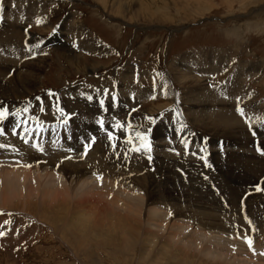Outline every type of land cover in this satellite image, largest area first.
Wrapping results in <instances>:
<instances>
[{
	"label": "rangeland",
	"instance_id": "374dc122",
	"mask_svg": "<svg viewBox=\"0 0 264 264\" xmlns=\"http://www.w3.org/2000/svg\"><path fill=\"white\" fill-rule=\"evenodd\" d=\"M99 1L101 2V0ZM99 1L13 0L12 2V0H0V11L4 9V12L0 13V38L3 39L11 36L17 39V37H14L16 29L14 33H9L5 27V21L6 19H19V14L11 13V17H5V13L13 10L14 7L21 6L19 4L25 5L26 2L41 4V9L36 12L33 22L30 23L29 19L24 21L25 24L23 23L24 26L20 31V37L22 36L20 39L22 40L17 39L16 42L12 44L8 43L5 47L0 46V63L9 65L10 67L14 61L16 62V66L9 68L7 74H0V87H2L0 91L6 94L8 92L7 99L9 102L14 103L16 101V104L24 107L25 110L22 118L12 123L11 126H16V124L23 126L30 135L35 134L34 141H49L54 135L59 138L61 134H70L69 138L74 140V143L69 144V146L63 145L62 147L51 149L49 151L50 154H54V156L55 154L68 155V157H60L64 160L72 159V161H75L74 153L77 150L79 152L84 150L85 153V149L87 148V159L92 160L91 158L99 156L101 161L106 163L107 166H114L115 170H113V173H110L123 180L122 184L132 191L129 192V195L133 194L131 198L141 202L142 210L140 216L142 219L139 218L141 221L143 220L142 222L148 221L143 225L144 231L151 234L155 233L154 235L158 232V241L155 243L152 241L154 243L153 247L151 245L153 243H150V241H143L144 244H141L142 248L140 246V248L138 246L130 247L126 250L128 252L125 249L123 250V247L116 246V244L124 245L126 241H116L117 243L113 241L116 244L114 243L110 246L105 245L104 241H91L92 244L95 243L96 245H92L90 242L89 247L92 245L90 249L93 247H97L98 249L93 248L90 251L82 243L85 241H79L80 244L78 241H72L69 233L59 225H54L55 228H58L55 231L53 226V229L49 226L52 224L39 222L35 218H32L33 216L25 214V212L23 213L22 210L11 211V207H2L0 203V232L4 233V236L0 237V264H94V261L96 264H152L150 260H144L145 262L141 259L139 260V251L141 250V253L144 256L146 255L147 259L154 252V257L152 254L151 260L156 257L155 264H167V257L176 255V251L180 249L177 247H182V244L185 243L187 236H190V234H195L197 236L196 239L199 236L197 241L202 242L201 244L208 243L206 244L207 246L198 247L199 250L196 248L197 252H195V247L188 250L192 253L194 250L193 254H200V252L203 254L202 256L192 255V261L194 259L196 261L199 257L198 262L193 261V263L195 262L194 264H201V260L210 262L208 264H238L237 261L240 260V263L246 264L247 262L244 263L243 259L245 261L247 259L248 262L251 261V264L264 263V260H262L264 259V226L261 225L264 223V211H262L264 208V155H261L257 151V145H259L257 143L259 141L255 139L252 133L255 132L254 128H257L261 123L263 126V136L260 138L264 140V0H168L167 3L159 6L158 13L152 19L147 20L142 16H138L137 19L140 20H137L136 24L126 19L123 21L121 17L109 14L107 12L108 8L102 5L103 0L102 4ZM106 1L112 3V0ZM117 1L125 4L126 0ZM163 2L164 0H161V4ZM10 4L13 5L10 6ZM38 4L35 5L38 7ZM7 5L9 6L8 8ZM136 5L139 4L136 3ZM27 8L25 17L30 13L29 6ZM130 8L134 7L131 5ZM129 12L124 13L125 18H129ZM76 27L81 29L80 34L83 31L85 33L83 34L84 36L87 35L89 39L97 40L100 44L102 43L106 51L98 55L82 50L78 43V38L81 36L76 32ZM59 34L60 36H58ZM83 35L82 38L84 37ZM202 51H207L208 55L211 51H216L217 53L223 52L228 56L227 66L224 67V75L214 73L216 75L207 77L206 74H203L202 76H205L203 77L204 79L197 76L203 80L202 86L208 88L209 91L212 89V91H218V89L219 91L230 90L229 94L234 95L237 90L233 84H236V82L231 83L230 87L224 85L228 84L227 78L231 79L233 77L235 66L237 64L243 65L244 61L246 63L247 61L261 63L259 69L261 75L258 77L252 76L243 81V84L250 90L251 97L243 98L241 101L239 97L228 96V98L238 99L241 104L237 100L234 103L233 101L226 102L228 105L227 110L233 107V114L241 121V129L238 130V132H241H239V140L244 139L241 143L238 140H233L237 143L234 147L230 144V140H228L229 143L226 142V136H221V138L216 136L217 138L215 137L216 139L212 141V136L204 133L200 134L199 132L195 133L187 121L190 120L191 123L195 122L193 124L197 126L199 117H204L210 112L215 113L217 110L214 109L215 111L213 112V104H209L202 109L193 110L192 113L187 112V106L182 94L186 89V85L177 82L176 78H173L170 74V68L172 69L175 62L177 64L181 59H184L183 65H186V67H188V61L190 62L189 65L195 66L194 55L198 59L200 58L199 60L205 59L201 55ZM40 55L44 60L42 63L45 66L37 73L36 78L38 77V82L29 88L28 92H17L15 90L16 86L13 85L14 82L12 83L10 78L16 70H22L24 60L25 62L37 61ZM184 55L188 57L183 58ZM196 72L197 69L194 68L193 73L195 74ZM121 77L123 81L120 80ZM136 87L140 89L142 94H139L137 91L135 92V89L137 90ZM159 88H163V90ZM158 90L162 92V95ZM253 93L255 94L253 95ZM74 95L83 96L88 99L84 101L86 104L81 102L77 107H70V109L62 113L60 111L62 100L67 97L72 99ZM153 97L157 98L151 101ZM219 97L224 99L225 96L222 98L220 95ZM237 106L243 110V115L237 112ZM216 108H219V106H216ZM0 110L3 111L4 109L0 107ZM70 110L71 112H69ZM4 111L7 113L4 118L10 117V111ZM84 115L86 116L84 117ZM159 123L162 127L161 130H163L158 135L153 134L155 124ZM118 124L126 125L130 130V134L128 133L123 141V153L118 157H114L109 156L108 151L119 137L114 133H110L108 128ZM9 127V124L4 129L0 126V133H5L4 135H0L6 136L9 134L7 131ZM180 130H182V133ZM109 135H111V139H109ZM210 137L212 138L210 139ZM259 146L264 148V142L261 141ZM48 150L44 148L42 149V153ZM229 152H235L236 156L246 155V157L242 156L240 161L244 165L248 163L246 166L249 165L248 167L252 168L254 173L256 172V175L253 173V178H250L251 182L247 186L238 187V184L231 183L227 179L224 180L226 174L224 167L228 165L230 167L233 165L232 167H234L237 163L235 161L233 163L224 162ZM146 153L154 155L160 160L170 161L166 158L168 157L171 159V162L179 161V165L175 166L174 171L171 172L167 168L165 172L167 174L165 175L172 179L177 189L174 191L175 194L172 195V203L174 205H166V208L164 204H168V201H170L165 199L164 196L166 194L163 195L161 192L160 196L156 195L158 191H156L157 185L154 182V175L159 168L155 163L147 160ZM237 153L239 154L237 155ZM85 154L82 156H85ZM82 156H78V159H81ZM52 159L54 160V157ZM250 159L254 161H250ZM60 163L62 162L59 161L55 166L58 168ZM123 166L125 169L122 168ZM127 170L130 172L128 171L127 173ZM115 172L117 175H115ZM32 173L31 175L36 177L37 173ZM106 173L108 174V170H106ZM131 174L133 178H130ZM234 174L237 176L238 173L235 172ZM60 175L61 173H57V175L55 173L52 176L55 178H52L55 186H61L59 188H63V186L72 188L74 186L70 184L72 178L68 177V175ZM102 178V175L93 178L92 182L90 181L89 183L90 187H93L95 184L94 187L98 188L104 184V186L109 185L113 192L120 191V193H126V191H122L121 186L113 185L108 179ZM135 178L137 182L132 183V180L135 182ZM95 180L98 181L95 182ZM102 182L104 183L102 184ZM2 183H0V187L2 185L0 193L4 186V183ZM180 184L181 187H179ZM136 185L140 187H136ZM102 186L98 189H101ZM258 188L260 189L259 191L257 190ZM141 192L145 193L144 195H147L148 199L141 197L143 195ZM134 195H138V197L134 198ZM143 198L147 201H144ZM147 203L149 204L147 205ZM144 204L146 205L145 208ZM177 204L178 206H176ZM118 207L117 211L120 209L119 213L121 211L122 213L125 212L126 207L124 210L119 204ZM156 207L159 208V211ZM155 209L158 213L154 211ZM198 209L204 212H200ZM193 212L194 214L192 215ZM142 213H145L144 216ZM160 214L161 216L163 214L164 217H161ZM149 215H156L157 220L162 218L164 220L161 222L163 225L157 223L158 221L155 223V221L149 218ZM208 220L214 222L223 220L227 224L226 226L231 227V231H212V229L210 231L207 229L205 230L206 232H200V224ZM191 221L193 224L189 225ZM172 223L174 224L172 225ZM179 223H182L181 226L184 223V226L178 227ZM157 224H159L161 229H156L158 227ZM36 225L38 228H36ZM258 225L259 227H257ZM174 226L178 227V229L181 228L178 230L180 235L177 240L172 239ZM167 228L172 232L168 231ZM257 228H261L262 231ZM167 235H170V238ZM167 242L171 243L170 249L165 248ZM209 243L211 244L210 246ZM77 244L78 247L81 246L80 248L83 249L78 248ZM102 244H104L105 248ZM127 244L125 243V246ZM184 246L185 244H183ZM116 247L122 249L120 250ZM171 247H173L172 249L175 247L177 249L175 248L172 251ZM213 247L219 248L215 249L218 252H215ZM157 248L158 250L156 251L155 249ZM95 249L96 251H93ZM145 249L146 253L150 251V255L145 253ZM150 249L153 250L152 253ZM165 249L167 250L165 253H167L160 255V252H163ZM94 252L96 255L93 254ZM207 253L211 257H208ZM164 256H166V262L163 260Z\"/></svg>",
	"mask_w": 264,
	"mask_h": 264
},
{
	"label": "bare ground",
	"instance_id": "6f19581e",
	"mask_svg": "<svg viewBox=\"0 0 264 264\" xmlns=\"http://www.w3.org/2000/svg\"><path fill=\"white\" fill-rule=\"evenodd\" d=\"M95 1V0H94ZM99 1V0H98ZM168 0H164L163 4H161V0H126L125 4H121L119 3L117 0H112V3L106 0H103V4H101L104 7H107L106 9L108 10L107 12L111 15H114L116 17H121V20H129L130 22L133 23H137V19L138 16H142L143 18H146L147 20L152 19L155 14L158 13L161 5H164L165 3H167ZM194 1V0H193ZM5 2V1H4ZM11 2V1H10ZM9 2V3H10ZM13 2V0H12ZM189 2V1H188ZM192 2V1H191ZM198 2V1H197ZM6 3V2H5ZM17 3V2H15ZM25 3V2H24ZM34 2H32L33 4ZM136 3H138L139 5H136ZM185 3V2H184ZM14 4V3H13ZM13 4H10L13 5ZM31 3H25V5L19 4L21 6L19 7H14L13 10L8 11L7 13H5V17L10 16L11 17V13L14 14H19V19H6L5 23V27L8 29L9 33H14L15 29L16 32L14 33V37H17L18 40H22L20 38H22V36L20 37L21 33V29L24 26V21H27V19H29V22L32 23L34 18H35V14L37 11H39L41 8V4L39 3H34V5H32ZM35 4H38L39 6L37 7ZM9 5V4H8ZM7 5V8L9 7ZM132 5V7L134 8H130V6ZM22 6H26V7H22ZM29 6V10L30 13L27 17H25V15L27 14L26 9H28L27 7ZM102 6V7H103ZM185 7V5H184ZM104 9V10H106ZM185 9V8H184ZM127 11L129 12V18H125L124 13H127ZM4 12V9L0 11ZM161 13V11H160ZM126 15V14H125ZM113 16V17H114ZM1 19V18H0ZM145 20V19H144ZM143 20V21H144ZM24 23V24H23ZM27 24V23H26ZM72 26H74L72 24ZM17 27V28H16ZM76 32L78 34H80L81 29H79V27H76ZM61 34V33H60ZM60 34L58 36H60ZM81 34H85L83 31L81 32ZM80 34V38L79 39V44H80V48L82 50H84L87 53H96V54H103L106 50L104 49V45L97 40L94 39H89L87 35H83L84 37L82 38V35ZM57 36V35H56ZM55 37V36H54ZM57 38V37H55ZM17 39H14L12 36L8 37V38H0V46L1 47H5L6 44H12L14 42L17 41ZM77 40V39H76ZM4 53V51H2ZM18 53V52H17ZM95 54V55H96ZM13 55V54H11ZM15 55V54H14ZM201 55L205 57L202 58L201 60L198 59V57L196 55L193 56L194 58V62L196 63L195 66L189 65V61L187 62V66L183 65V61L184 59H181L179 62H175L174 67L171 69L170 68V74L173 78H176L177 82H180L183 85H186V89L184 90V92L182 93L184 96V101L185 104L187 106V112L192 113L193 110L195 111L196 109H202L204 106H208L209 104H213V108L212 111L215 113H208L206 116H202L201 118H198V125L195 126L193 123L189 121L188 124L190 126H192L193 130L195 131V133L197 134V132H199L200 134H206L210 137V139L212 138V141L214 139H216L218 136L219 138H221V136H226L225 139L227 140L226 142H228V140H230V144L233 145V147L235 145H237L236 142H234L233 140H238L240 143L241 141L244 139H241V141L239 140V132L238 130H240L241 128V121L240 119L233 114L232 112V108L229 110H227L228 105L226 102H231L235 100H237L239 103L240 101L236 98H240L241 101L243 98L246 97H251V92L248 89V87H246L243 84V81H245L246 78L252 77V76H259L261 75V71H259L260 67H261V63H255V62H251V61H247V63L244 61L243 65H236L234 68V74L233 77L231 79L227 78V82L228 84H225L224 86H229L231 85V83L236 82V84L234 85V88L237 90L234 95H230L228 90H221L218 91H209L208 88H206L205 86H202V82L203 80H201L200 78H203L205 76H202L203 74H206L207 77H212L213 75H216L218 73H220L221 75L224 72V67L227 66L228 63V56L225 55V53L220 52L217 53L216 51H211L209 53V55L207 54V51H202ZM44 56V55H43ZM192 56V55H191ZM200 56V55H199ZM184 57H188V56H183ZM25 58V57H24ZM40 58V59H39ZM37 58L38 60H34L33 62L29 61V62H25V60L23 61L24 63L22 64V70L18 71L16 70L13 74V76L10 78L11 82L16 86L15 90L17 92H28L29 88H31L32 86H34L36 84L38 77L37 73L40 72L43 68V59L40 55V57ZM45 58V57H43ZM9 59V58H8ZM11 60V59H10ZM46 60V59H45ZM12 61V60H11ZM36 61V62H35ZM1 62V59H0ZM7 62V61H6ZM5 62V63H6ZM243 62V61H242ZM16 62L14 61L13 64L11 62V66L9 67V65L7 66L6 64L0 63V74L8 73V69L9 68H14L16 66L15 64ZM45 63V62H44ZM8 64V63H7ZM10 64V63H9ZM173 65V64H172ZM192 66V68H190ZM240 66V67H239ZM197 69V72L194 74L193 70ZM124 72V71H123ZM130 72V71H129ZM216 73V74H214ZM225 74V73H224ZM223 74V75H224ZM237 74V76H236ZM227 75V74H226ZM231 75V74H230ZM4 76V75H3ZM124 76V75H123ZM199 76V77H197ZM125 77V76H124ZM229 77V75H228ZM120 78V77H119ZM123 78L121 77L120 80H122ZM164 79V78H163ZM171 79V78H170ZM204 79V78H203ZM229 79V80H228ZM175 80V79H174ZM175 80V81H176ZM226 80V79H225ZM242 80V83H241ZM115 81V80H114ZM123 81V80H122ZM121 81V83H122ZM250 81V80H249ZM3 82V81H2ZM117 82V81H116ZM126 82V81H125ZM155 82V81H154ZM153 82V83H154ZM159 82V81H158ZM160 83V82H159ZM158 83V84H159ZM11 84V83H10ZM120 84V83H119ZM162 84V83H160ZM159 84V85H160ZM262 85V84H261ZM190 86V88H189ZM14 87V86H13ZM165 87V86H164ZM222 87V86H221ZM137 88V87H136ZM157 88V87H156ZM34 89V88H33ZM142 89V88H141ZM155 89V88H154ZM160 90H163V88H159ZM234 89V90H235ZM0 90H2V87H0ZM157 90V89H156ZM158 90V91H160ZM165 90V88H164ZM7 91V90H6ZM10 91V90H9ZM15 91V92H16ZM31 91V89H30ZM116 91V89H115ZM134 91V90H133ZM138 92L139 94H142L140 92V89L137 88V90L135 89V92ZM152 91V90H151ZM145 92V91H144ZM150 92V91H149ZM2 94V98H0V107L6 111H10L11 115L10 117L4 118L3 120H0V126H2L4 129L6 127V125L9 124V129L7 130L9 132V134H7L6 136H2L5 133L1 132L2 135H0V183L3 182L4 186H3V190L0 193V203L2 204V207H7V208H12L10 209L12 210H22L23 213L25 212V214L31 215L33 216L32 218H35L36 220H38L39 222H44L45 224L49 223L52 225H49L50 227H54V225H59L61 228H64L67 233H69L70 238L72 241H85L82 242L86 248L92 247V245H96L95 243L92 244L91 241H104L103 243H105V245H112L114 244L116 241H126L124 242V245L122 244H116L117 247H123V250L125 249V251L130 248V247H135V246H141V244L143 243V241H150V243H153L152 241H154V243L156 241H158L157 239V233L156 235L151 234V233H147L144 231V227L143 225L145 224L144 221L142 222L140 220V218L142 219L141 215V202H138L139 200H134L133 198H131V196L133 195H129V192L131 191L129 188H127L126 185L122 184L123 180L120 179L118 176H114L113 170H115L114 166L109 167L107 166L106 163H103L100 159L99 156H96L94 158H91L92 160L87 159V151L84 153V150L79 152L77 150V152L74 153V159L75 161L71 160H64L63 158H61L60 156H67L68 155H62V154H50L49 151L51 149L57 148V147H62L63 145H67L69 146V144H73L74 140L70 139V134L69 135H64L61 134L59 136V138H57L56 135H54L53 137H51V140L49 141H42V140H36L35 139V134L30 135L29 132H27L23 126H18V124H16V126H11L12 123H14L15 121H18L22 118L23 114H24V107L16 104L14 101V103L9 102V100L7 99V94L5 92H1ZM151 93V92H150ZM155 93V92H154ZM160 94L162 93L161 91L159 92ZM159 93L156 92V94L159 95ZM132 94V93H131ZM167 94V93H165ZM255 93H253L254 95ZM19 95V94H18ZM113 95V94H112ZM117 95V92H116ZM119 95V92H118ZM133 95V94H132ZM130 95V96H132ZM162 95V94H161ZM169 95V94H167ZM222 96V98L224 97V99H221L219 96ZM0 96V97H1ZM71 96V95H70ZM114 96V95H113ZM134 96V95H133ZM157 96V95H156ZM166 96V95H165ZM228 96H236V98L232 99V98H228ZM117 97V96H116ZM151 97V96H150ZM149 97V98H150ZM158 97V96H157ZM157 97H153L151 98V101H153L154 99H156ZM163 98V96H161ZM254 97V96H253ZM43 98V97H42ZM148 98V99H149ZM165 98V97H164ZM145 99V98H144ZM170 99V98H169ZM254 99V98H253ZM42 100V99H41ZM88 99L84 98L83 96H78V95H74V98L69 99L68 97L62 100L61 103V110L62 113L67 111L68 109H70V107H77L81 102L87 101ZM249 100V99H248ZM183 101V102H184ZM247 101V100H246ZM47 102V101H46ZM94 102V101H92ZM250 102V101H248ZM45 103V102H44ZM85 103V102H84ZM136 103V102H135ZM244 103V101H243ZM86 104V103H85ZM241 104V103H240ZM263 104V102H262ZM58 105V104H57ZM243 105V104H242ZM55 106V105H54ZM184 106V105H183ZM211 106V105H210ZM216 106H219V108H216ZM231 106V105H230ZM233 106V105H232ZM81 108V106H79ZM134 107V106H133ZM225 107V108H224ZM30 108V107H29ZM46 108V107H45ZM160 108V107H159ZM162 108V107H161ZM207 108V107H206ZM249 108V107H248ZM82 109V108H81ZM215 109V110H214ZM256 109V108H255ZM3 110V111H4ZM48 110V109H47ZM56 110V111H58ZM72 110V109H71ZM71 110L69 112H71ZM154 111V109H152ZM158 110V108H157ZM156 110V111H157ZM206 110V109H205ZM210 110V109H209ZM1 111V110H0ZM17 111V112H15ZM73 111V110H72ZM185 111V113H186ZM15 112V113H14ZM23 112V113H22ZM59 113V112H58ZM207 113V112H206ZM7 114V113H6ZM9 114V113H8ZM49 114V113H48ZM55 114V112H54ZM57 114V113H56ZM61 114V113H59ZM188 114V113H187ZM198 114V113H197ZM196 115V114H195ZM248 115V114H247ZM54 116V115H51ZM86 115H84L85 117ZM132 116V115H131ZM164 116V115H163ZM201 116V114H200ZM251 116V115H250ZM70 117V116H69ZM73 117V116H72ZM56 118V116H55ZM58 118V117H57ZM94 118V117H93ZM163 118V117H162ZM248 118V117H247ZM72 119V118H71ZM165 119V118H164ZM170 119V118H169ZM149 120V119H148ZM161 120V119H160ZM249 120V118H248ZM73 121V120H72ZM135 121V120H134ZM153 121V120H152ZM167 121V120H166ZM180 121V120H179ZM256 123V122H255ZM91 124V123H90ZM164 124V123H163ZM167 124V123H166ZM172 124V123H171ZM167 126V125H166ZM169 126V125H168ZM18 127V129H17ZM255 127V126H254ZM161 124H155L154 128H153V134H160V132L163 130H161ZM190 128V127H189ZM263 126L261 125V123L259 124V126L256 128H254L255 132H252L254 134L255 139H257V141H259L257 144H261V141L264 142V140L262 138H260L262 135V131H263ZM108 131L110 133H114L116 136H118L119 138L113 143V146L109 149V156H114V157H118L119 155H121L123 153V141L125 139V136L130 132L129 128H127L126 125L124 124H118L116 126H112L108 128ZM135 131V130H134ZM190 131V130H189ZM242 131V130H241ZM180 132L182 133V130H180ZM207 132V133H206ZM164 133V132H163ZM194 133V132H193ZM241 133V132H240ZM51 134V133H50ZM130 134V133H129ZM186 134V133H185ZM257 135V136H256ZM188 137V136H187ZM216 137V138H215ZM57 138V139H56ZM131 138V136H130ZM196 138V137H195ZM201 138V137H200ZM242 138V137H241ZM194 139V138H193ZM129 140V139H128ZM132 140V139H131ZM130 141V140H129ZM256 141V142H257ZM134 142V141H132ZM136 142V141H135ZM225 142V141H224ZM228 142V143H229ZM243 143V142H242ZM248 143V142H247ZM126 144V143H125ZM128 144V143H127ZM133 144V143H130ZM129 144V145H130ZM136 144V143H135ZM229 144V145H230ZM255 145V144H254ZM132 146V145H131ZM247 146V145H246ZM258 146V145H257ZM47 148L49 149L48 151L42 153V149ZM241 148V147H240ZM243 148V145H242ZM241 148V149H242ZM233 151V150H232ZM41 153V154H40ZM85 156H82L84 155ZM226 154V153H225ZM239 153H237L238 155ZM127 155V154H126ZM220 155V154H219ZM78 156H82L81 159H78ZM92 156V155H91ZM146 158L149 162L151 163H155V165L158 166L159 170H157V175H154L156 185H157V190L158 191L156 193V195L158 194V196H160L161 192L164 194H166L164 197L165 199H168L170 201H168V204H164L166 205H174L172 202V195L175 194V189L176 186L174 184V182H172V179L167 177L166 175V169L170 170L171 172L174 171L175 166L179 165V161H175V162H171V159L166 157L168 160H160L158 159L156 156L154 155H150L149 153H146ZM245 156L246 155H242ZM242 156H236L235 152H229L227 153L226 157H225V163L226 161L233 163L235 161L236 165L234 167H230L225 166L224 169L226 171L224 180H229L231 183H235L238 184L239 186H247L249 184V182H251L250 178H253V173L254 170L246 165H244L240 159H242ZM54 157V160L52 159ZM249 157V156H248ZM57 158V159H55ZM144 158V157H143ZM223 158V157H222ZM250 158V157H249ZM256 158V157H255ZM253 158V159H255ZM116 159V158H115ZM182 159V158H180ZM248 159V158H247ZM253 159H250V161H254ZM232 160V161H231ZM246 160V159H245ZM258 160V159H255ZM16 161V162H13ZM59 161H61L62 163H60L58 165V168L56 165V163H58ZM78 161V162H76ZM181 162V161H180ZM260 162V161H259ZM139 163V162H138ZM149 163V164H151ZM234 163V164H235ZM254 163V162H253ZM115 164V163H114ZM133 164V163H132ZM160 164V166H159ZM186 164V163H185ZM229 164V163H228ZM261 164V163H260ZM264 164V163H263ZM117 165V164H115ZM126 166V165H125ZM182 166V165H181ZM219 166V165H218ZM56 167V168H55ZM174 167V168H173ZM179 167V166H178ZM253 167V166H252ZM256 167V166H255ZM124 168V166L122 167ZM125 169V168H124ZM141 169V168H140ZM178 169V168H177ZM186 169V168H185ZM228 169V171H227ZM31 170H33V173H37L36 177H33L31 175ZM106 170H108V174L106 173ZM123 171V170H122ZM126 171V170H125ZM129 170H127L128 173ZM144 171V170H143ZM177 171V170H175ZM193 171V170H192ZM112 172V173H110ZM130 172V171H129ZM156 172V171H155ZM154 172V173H155ZM198 172V171H197ZM235 172H237V176H235ZM32 173V174H33ZM57 175V173H61V175L65 176L68 175V177L72 178V181H70V184H73L72 188H66L63 186V188H59L57 186L54 185L53 183V175ZM147 173V172H146ZM195 173V171H194ZM229 173V174H228ZM256 173V172H255ZM254 173V174H255ZM263 173V172H262ZM42 174V175H41ZM110 174H112V176H110ZM120 174H121V170H120ZM126 174V173H124ZM153 174V173H152ZM166 174V175H165ZM60 175V176H61ZM102 175V177L106 180L108 179L111 184L113 185H119V187H122V191H126L125 192H121L120 191H115L113 192L110 189V186H104V182H102L103 186L101 189H98L100 187H90L91 185H89L90 181L93 180V178H96V176ZM115 175H117V173L115 172ZM127 175V174H126ZM124 175V176H126ZM132 175V174H131ZM256 175V174H255ZM147 176V175H146ZM188 176V175H187ZM116 177V178H115ZM128 177V176H127ZM133 178V175L130 176V178ZM53 178V179H52ZM102 178V179H103ZM112 178V179H110ZM122 178V177H121ZM125 178V177H124ZM128 178V179H130ZM144 178V177H143ZM152 178V177H151ZM59 179V178H58ZM57 179V180H58ZM68 179V178H67ZM100 179V178H98ZM126 179V178H125ZM249 179V180H248ZM56 180V181H57ZM69 180V179H68ZM67 180V181H68ZM71 180V179H70ZM139 180V179H138ZM150 180V179H149ZM153 180V179H151ZM44 181H46L44 183ZM59 181V180H58ZM74 181V183H72ZM98 181V180H97ZM95 180V182H97ZM135 182L132 183H136V178L134 180ZM248 181V182H246ZM254 181V180H252ZM69 182V181H68ZM92 182V181H91ZM94 182V181H93ZM153 182V181H152ZM226 182V181H225ZM228 182V181H227ZM2 183V184H3ZM58 184V183H57ZM98 184V183H97ZM106 184V183H105ZM139 184V183H137ZM135 185V184H134ZM86 188H85V187ZM139 185H136V187ZM152 186V185H151ZM107 187V188H106ZM140 187V186H139ZM181 187V184L180 186ZM83 188V189H82ZM0 189H2V185L0 187ZM113 189V188H112ZM156 189V188H155ZM118 190H120L118 188ZM152 190V188H151ZM177 190V189H176ZM241 191V190H240ZM119 194H118V193ZM132 192V191H131ZM134 192V191H133ZM148 192V191H147ZM18 193V194H17ZM136 193V192H134ZM152 193V192H151ZM155 193V192H154ZM180 193V192H179ZM190 193V192H189ZM139 194V193H138ZM141 194H143L141 192ZM145 194V193H144ZM142 195L141 197H145L146 199H148L147 195ZM147 194V193H146ZM187 194V193H186ZM152 195V194H150ZM149 195V196H150ZM162 195V196H163ZM185 195V194H184ZM179 196V195H178ZM130 197V198H129ZM138 197V195H134V198ZM152 197V196H151ZM180 197V196H179ZM154 198V197H153ZM159 198V197H158ZM163 198V197H162ZM178 198V197H177ZM145 199V200H146ZM156 199V198H155ZM181 200V198H179ZM188 199V198H187ZM142 200V199H141ZM144 200V198H143ZM144 200V201H145ZM178 200V199H177ZM184 200V199H183ZM190 200V199H189ZM188 200V201H189ZM147 201V200H146ZM152 201V200H151ZM154 201V199H153ZM161 201V200H160ZM163 202V200H162ZM167 202V201H166ZM181 202V201H179ZM185 202V201H184ZM164 203V202H163ZM183 203V202H182ZM118 204L120 206H122L123 210L124 208L126 210H124L125 212L119 213V210L117 211ZM149 203H147L148 205ZM158 204V203H156ZM196 204V203H195ZM117 205V207H116ZM154 205V204H153ZM163 205V204H162ZM182 205V204H181ZM188 205V204H187ZM145 204H144V208H145ZM157 206V205H156ZM160 206V205H159ZM164 206V207H165ZM178 206V204L176 205ZM183 206V205H182ZM197 206V204H196ZM180 207V206H179ZM178 207V208H179ZM25 208V209H24ZM121 208V207H120ZM152 208V207H151ZM157 208V207H156ZM167 208V206H166ZM169 208V207H168ZM182 208V207H181ZM257 208V207H256ZM255 208V209H256ZM150 209V208H149ZM159 208H157L158 210ZM203 209V208H202ZM157 210L155 209L154 211L157 212ZM167 210V209H166ZM183 210V209H182ZM199 210V209H198ZM6 211H8L6 209ZM159 211V210H158ZM175 211V210H173ZM200 211V210H199ZM202 212H204L203 210H201ZM200 211V212H201ZM262 211H264V208L262 209ZM182 212V211H181ZM19 213V212H18ZM148 213V212H147ZM154 213V212H153ZM260 213V212H259ZM264 213V212H263ZM262 213V214H263ZM143 216L145 213H142ZM194 214V212L192 213V215ZM206 214V213H205ZM147 215V214H146ZM157 215V214H156ZM156 215H152L149 218L153 221H155V223H159L162 224L161 222H163L164 220L161 218H159L160 220H157V216ZM178 215V214H176ZM180 215V214H179ZM190 215V214H189ZM159 216V215H158ZM161 216V214H160ZM159 216V217H160ZM163 216V214H162ZM161 216V217H162ZM175 216V215H174ZM207 216V214H206ZM210 216V215H209ZM220 216V215H219ZM261 216V214H260ZM264 216V215H263ZM140 217V218H139ZM164 217V216H163ZM181 217V216H180ZM183 217V216H182ZM195 217V216H194ZM202 217V216H200ZM168 218V217H167ZM196 218V217H195ZM194 218V219H195ZM203 218V217H202ZM206 218V217H205ZM262 218V217H260ZM146 219V217H145ZM148 219V218H147ZM165 219V218H164ZM258 219V218H257ZM264 219V218H263ZM166 220V219H165ZM169 220V219H168ZM186 220V219H184ZM201 220V219H200ZM203 220V219H202ZM207 220V219H206ZM204 221V220H203ZM256 221V220H255ZM263 221V220H262ZM148 222V221H147ZM150 222V220H149ZM152 222V221H151ZM169 222V221H168ZM183 222V221H182ZM185 222V221H184ZM264 222V221H263ZM262 222V223H263ZM167 223V222H165ZM178 223V222H177ZM259 223V222H258ZM261 223V222H260ZM159 224L157 228L159 227ZM168 224V223H167ZM166 224V225H167ZM174 223H172L173 225ZM181 226L182 223H179ZM193 224L192 221L189 223ZM163 225V224H162ZM171 225V224H170ZM201 227H199L200 232H203L205 230H216V231H231V227L226 226L227 224L225 222L222 221H218V222H214V221H205L202 222ZM262 226H264V223L261 224ZM154 226V225H153ZM161 226V225H160ZM165 226V225H164ZM175 226H177L175 224ZM174 226V227H175ZM184 226V223L183 225ZM181 226V227H182ZM232 226V225H231ZM52 227V229H53ZM167 227V226H166ZM171 227V226H169ZM168 227V228H169ZM178 227H175L174 229V235L171 237L173 240L174 239H178L180 232L178 231ZM259 227V225L257 226ZM36 228L37 225H36ZM55 228V227H54ZM57 228V227H56ZM55 228V231H56ZM167 228V229H168ZM198 228V227H197ZM196 228V229H197ZM51 229V228H50ZM161 229V228H160ZM159 229V230H160ZM194 229V228H193ZM258 229V228H257ZM58 230V228H57ZM64 230V231H65ZM146 230V229H145ZM163 230V229H162ZM165 230V229H164ZM258 230L262 231L261 228H259ZM63 231V230H62ZM168 231H170L168 229ZM181 231V230H180ZM211 231V230H210ZM52 232V231H51ZM165 232V231H164ZM172 232V231H170ZM195 232V231H194ZM206 232V231H205ZM55 233V232H54ZM64 233V232H63ZM189 233V232H188ZM198 233V232H197ZM219 233V232H218ZM260 233V232H259ZM59 234V233H58ZM57 234V235H58ZM160 234V233H159ZM162 234V233H161ZM169 234V233H167ZM173 234V233H171ZM193 234V233H192ZM65 235V234H64ZM182 235V234H181ZM203 235V234H200ZM206 235V234H205ZM234 235V234H233ZM50 236V235H49ZM63 236V235H62ZM159 236V235H158ZM170 235H167V237H169ZM217 236V235H216ZM67 237V236H66ZM165 237V236H164ZM197 236H195V234L190 236L188 235L186 238L185 246L183 247H177L180 248L178 251H176V255L167 257V264H194L197 260H199L197 258V260L195 261V259L193 261H195L193 263L192 261V255L194 256H199V255H203L199 253H193L189 252L188 250L193 249H198V247L206 245V244H201L200 241L198 242L196 239ZM235 237V236H234ZM264 237V236H263ZM170 238V237H169ZM184 238V237H183ZM208 238V237H206ZM226 238V237H225ZM60 239V238H59ZM164 239V238H163ZM171 239V240H172ZM180 239V238H179ZM211 239V238H210ZM235 239V238H234ZM67 240V239H66ZM70 240V241H71ZM170 241V239H168ZM206 240V239H205ZM209 240V239H208ZM68 241V240H67ZM87 241V242H86ZM112 241V242H111ZM115 241V242H113ZM203 241V240H202ZM217 241V240H215ZM91 242V246L89 247ZM161 242V241H160ZM166 242V241H165ZM176 242V241H175ZM182 242V241H181ZM206 242V241H205ZM214 242V241H213ZM235 242V241H234ZM81 243V244H82ZM121 243V242H119ZM125 243L127 244L125 246ZM153 244L152 247H153ZM164 243V242H163ZM217 243V242H216ZM80 244V243H79ZM82 244V246H83ZM144 244V243H143ZM179 244V245H181ZM201 244V245H200ZM232 244V243H231ZM264 244V241H263ZM103 247L105 248L104 244H102ZM147 245V244H146ZM171 245V243L167 242L165 244V248L167 247L168 249L169 246ZM211 244L209 243V246ZM217 245V244H215ZM115 246V245H114ZM164 246V245H163ZM162 246V247H163ZM173 246V243H172ZM177 246V245H175ZM207 246V245H206ZM227 246V245H226ZM78 247V244H77ZM81 247V246H80ZM78 247V248H80ZM102 247V248H103ZM108 247V246H107ZM113 247V246H112ZM116 247V248H117ZM139 247V248H140ZM161 247V249H162ZM205 247V246H204ZM203 247V248H204ZM218 247V245H217ZM98 249L97 247H93ZM92 248V249H93ZM146 248V247H145ZM148 248V247H147ZM155 248V247H154ZM159 248V247H158ZM155 249L156 251L158 250ZM166 248V249H167ZM173 247H171L172 249ZM176 248V247H175ZM174 248V249H175ZM176 248V249H177ZM202 248V249H203ZM214 251L215 249H219V248H215L213 247ZM222 248V246H221ZM81 249V248H80ZM83 249V248H82ZM81 249V250H82ZM92 249H90V251H92ZM93 250V251H96ZM115 249V248H114ZM120 249V248H117ZM122 249V248H121ZM120 249V250H121ZM133 249V248H132ZM136 249V248H135ZM164 249V247H163ZM163 250V252H160V255L162 254H166L165 251L167 250ZM174 249H172V251H174ZM197 249L195 250V252H197ZM206 249V248H204ZM208 249H210V247H208ZM263 249V248H262ZM70 250V249H69ZM149 250V249H148ZM151 250V249H150ZM154 250V251H155ZM201 250V249H200ZM207 250V249H206ZM205 250V251H206ZM228 250V249H227ZM233 250V249H232ZM248 250V249H247ZM71 251V250H70ZM85 251V249H84ZM131 251V250H130ZM133 251V250H132ZM142 251V250H141ZM140 252V258L143 262L150 260L152 264H155V258L151 260V256L154 253L153 250H151V256L147 259V256L143 255ZM169 251V250H168ZM171 251V252H172ZM203 251V252H205ZM212 251V250H211ZM221 251V250H220ZM223 251V250H222ZM128 252V251H126ZM202 252V253H203ZM218 252V251H215ZM231 252V251H230ZM229 252V254H230ZM243 252V251H242ZM248 252V251H247ZM83 253V252H82ZM145 253H146V249H145ZM148 255H150V251H147ZM146 253V254H147ZM173 253V252H172ZM178 253V254H177ZM212 253V252H211ZM220 253V252H219ZM224 253V252H223ZM249 253V252H248ZM263 254V252H261ZM85 254V253H83ZM95 254V252L93 253ZM156 254V253H155ZM175 254V253H174ZM206 254V253H205ZM204 254V255H205ZM218 254V253H216ZM227 254V253H226ZM241 254V253H240ZM96 255V254H95ZM143 255V256H142ZM250 255V254H249ZM200 256V257H201ZM208 257H211L210 255H208ZM239 256V255H237ZM246 256V255H245ZM243 256V257H245ZM263 256V255H262ZM92 257V256H91ZM154 257V254H153ZM166 256L163 257V260H165L164 262H166ZM205 257V256H204ZM219 257V256H218ZM223 257V256H222ZM230 257V256H229ZM138 258V257H137ZM159 258V257H158ZM196 258V257H195ZM207 258V257H205ZM247 258V257H246ZM264 258V256H263ZM93 259V257H92ZM204 259V258H203ZM241 259V258H239ZM256 259V258H254ZM85 260V258H84ZM89 260V258H88ZM145 260V261H144ZM213 260V259H212ZM237 260V259H236ZM244 263L247 262L248 264L251 262H248L247 259ZM242 260V262H243ZM264 260V259H262ZM90 261V260H89ZM92 261V260H91ZM94 261V259H93ZM92 261V262H93ZM97 261V259H96ZM110 261V260H109ZM141 261V262H142ZM214 261V260H213ZM240 261V260H239ZM239 261L238 264L240 263ZM131 262V261H130ZM140 262V263H141ZM149 262V261H148ZM198 262V261H197ZM215 262V261H214ZM230 262V261H229ZM228 262V263H229ZM264 262V261H263ZM90 263V262H89ZM94 264L95 261L93 262ZM147 263V262H146ZM158 263V262H157ZM201 264H208L210 262L207 261H200ZM246 263V264H247ZM92 264V263H91ZM118 264V263H117ZM143 264V263H141ZM166 264V263H165ZM213 264V263H212ZM225 264V263H224ZM237 264V263H236ZM242 264V263H240ZM251 264V263H250ZM264 264V263H262Z\"/></svg>",
	"mask_w": 264,
	"mask_h": 264
},
{
	"label": "snow or ice",
	"instance_id": "6c2138e0",
	"mask_svg": "<svg viewBox=\"0 0 264 264\" xmlns=\"http://www.w3.org/2000/svg\"><path fill=\"white\" fill-rule=\"evenodd\" d=\"M237 112L240 113L241 115H243V110L237 106ZM6 115V112L5 111H0V120H3L4 117ZM2 134V133H0ZM255 134V133H254ZM139 135V134H138ZM111 135H109V139H111ZM147 147V145H145ZM87 151V148L85 149ZM257 151L261 154V155H264V148H261L259 145L257 146ZM258 191L260 190L259 188L257 189ZM4 236V233L3 232H0V237Z\"/></svg>",
	"mask_w": 264,
	"mask_h": 264
}]
</instances>
